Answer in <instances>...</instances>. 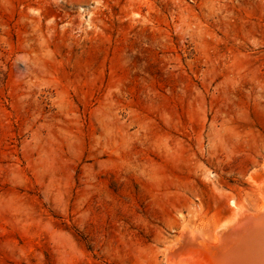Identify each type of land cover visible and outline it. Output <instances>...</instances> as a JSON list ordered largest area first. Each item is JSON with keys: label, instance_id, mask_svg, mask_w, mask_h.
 <instances>
[{"label": "rangeland", "instance_id": "rangeland-1", "mask_svg": "<svg viewBox=\"0 0 264 264\" xmlns=\"http://www.w3.org/2000/svg\"><path fill=\"white\" fill-rule=\"evenodd\" d=\"M263 205L264 0H0V264H205Z\"/></svg>", "mask_w": 264, "mask_h": 264}, {"label": "bare ground", "instance_id": "bare-ground-1", "mask_svg": "<svg viewBox=\"0 0 264 264\" xmlns=\"http://www.w3.org/2000/svg\"><path fill=\"white\" fill-rule=\"evenodd\" d=\"M261 209L263 211L256 214L237 212L233 220L220 226L215 244L204 246L206 242L196 234L184 233L181 245L205 247V264H264V205Z\"/></svg>", "mask_w": 264, "mask_h": 264}, {"label": "water", "instance_id": "water-1", "mask_svg": "<svg viewBox=\"0 0 264 264\" xmlns=\"http://www.w3.org/2000/svg\"><path fill=\"white\" fill-rule=\"evenodd\" d=\"M264 217V216H263ZM261 218H262V216H261ZM260 219V218H259ZM263 220V219H262Z\"/></svg>", "mask_w": 264, "mask_h": 264}]
</instances>
